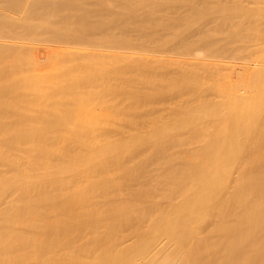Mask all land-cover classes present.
<instances>
[{"label": "bare ground", "instance_id": "bare-ground-1", "mask_svg": "<svg viewBox=\"0 0 264 264\" xmlns=\"http://www.w3.org/2000/svg\"><path fill=\"white\" fill-rule=\"evenodd\" d=\"M263 9L0 0V110L29 111L22 145L0 113V264H264ZM213 47L238 78L203 93Z\"/></svg>", "mask_w": 264, "mask_h": 264}, {"label": "rangeland", "instance_id": "rangeland-1", "mask_svg": "<svg viewBox=\"0 0 264 264\" xmlns=\"http://www.w3.org/2000/svg\"><path fill=\"white\" fill-rule=\"evenodd\" d=\"M261 10V9H260ZM257 11V9L256 8H254V7H250V6H248V7H246V8H244V10H242V11H238V10H236L235 11V16H236V19L239 21V23H243V24H247L248 22H249V20L251 19V17H253V15H254V13ZM245 13H247V15L246 16H243ZM210 17H212L211 19V26L212 25H214V24H216V17L214 16V15H210ZM256 18L258 19V21H260V26H262L261 25V22L262 21H264V9L262 10V11H260V12H258L257 14H256ZM263 25H264V23H263ZM195 27L193 26L192 28H191V31L194 29ZM252 29V28H251ZM258 34H255L254 32H252L251 30H249L248 32H246L245 34H231V39H232V46H235L240 52H239V55H246L248 52H250L251 50H253V51H256L257 52V50L259 49L258 48V45L260 44H258V45H253V46H251V40L253 39V38H255L256 36H257ZM220 50H221V48H216V47H213V49L211 50V52H212V54L213 55H211V56H207V57H205V58H203V57H201V60H198L197 62H195L196 64L194 65V68H195V71H196V76H195V80H197V81H199L200 83H201V87H202V89L204 90V92L203 93H207L208 91H209V84H210V82H211V80H213V79H218V80H220V79H222V80H225V81H227L228 83H232V82H234V81H236L237 80V78H238V71H237V68H233V67H230V68H228V66L227 65H223V66H218V65H216V63L214 62V59L216 58V56L218 55V53L220 52ZM221 54H223V53H221ZM257 54H264V51L263 52H257ZM228 68V69H227ZM246 70H247V68H246ZM221 81V80H220ZM194 91H197V89L195 88V89H193ZM15 111H17V112H19V114L20 113H22L24 116H25V118H27V119H25V122L24 123H26V124H24L25 125V128L27 127V122L29 123V111L27 110V113H25L26 112V110H22V111H19V110H15ZM5 112H9V113H5ZM24 112V113H23ZM0 113L1 114H3L4 116H3V118L5 117V115H6V118H5V120L7 121H5L3 118H2V116L0 115V128H2L5 132H6V130L7 129H9V128H11L9 125L11 124V125H15L17 122L18 123H20V122H22V121H20L19 122V118H17V120L18 121H16V123H15V119H16V117L14 118V116H19L20 117V115H22V114H18V113H15L14 111H9V110H0ZM17 114V115H16ZM28 114V115H27ZM14 115V116H13ZM21 116V119L20 120H23L24 121V118L22 119V117H24V116ZM27 115V116H26ZM11 116L13 117L12 119H11ZM14 119V120H13ZM3 120V121H2ZM8 124L9 122V124H8V126H9V128H4V127H6L5 126V122ZM13 121V122H12ZM2 122L4 123V125H2ZM14 123V124H13ZM17 123V124H18ZM179 124V123H178ZM20 125V124H19ZM22 125V124H21ZM13 126H12V130L14 129L13 128ZM16 126V125H15ZM14 126V127H15ZM179 126V125H178ZM177 126V127H178ZM183 126V124H181L180 125V127H182ZM184 126H186V125H184ZM19 127V126H18ZM18 127H16V129L18 128ZM28 127H29V124H28ZM24 128V130H21L22 128L20 127V131H19V129L17 130V131H14V132H17V135L22 131V135H20L18 138L17 137H15V138H17L19 141H20V145H22V143L24 144V143H27V141L24 139V137L27 139V137L26 136H28V138H29V128H26L25 129ZM186 128H184V130H185ZM3 130L1 131L0 130V132L2 133L3 132ZM15 130V129H14ZM27 130V131H26ZM187 130H189V129H187ZM18 131H19V133H18ZM26 131V132H25ZM8 132V133H7ZM7 132L6 133H4L3 134V136H5V134L7 135V134H9V130H7ZM187 132V131H186ZM188 132H190V131H188ZM187 132V133H188ZM25 133V134H24ZM15 134V133H14ZM28 134V135H27ZM2 134H0V141H2L1 143H0V145L2 144L3 146H5V147H7V148H10L9 147V145H5V144H8V142H6V143H4L5 141H7L8 139H10L11 138V136H13V138H14V136H16V135H12V134H10V135H8V136H10V138H8L7 139V136H5V139H7V140H5L4 141V137L2 138V136H1ZM26 135V136H25ZM187 135H189V134H187ZM187 135H185V136H187ZM24 136V137H23ZM187 138H188V136H187ZM21 139L23 140V142H21ZM185 139V138H184ZM11 140H12V142H15L13 139H10V144H11ZM4 141V142H3ZM25 141V142H24ZM16 144H17V140H16V142H15ZM19 143V142H18ZM16 144H12L13 146L14 145H16ZM29 144V143H28ZM17 145H19V144H17ZM24 146V145H23Z\"/></svg>", "mask_w": 264, "mask_h": 264}]
</instances>
